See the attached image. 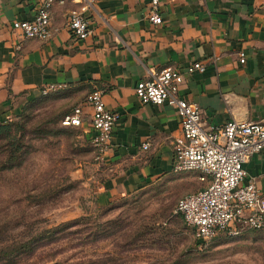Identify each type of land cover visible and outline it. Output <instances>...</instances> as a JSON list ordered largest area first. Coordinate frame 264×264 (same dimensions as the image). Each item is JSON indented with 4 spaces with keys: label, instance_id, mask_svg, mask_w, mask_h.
<instances>
[{
    "label": "crops",
    "instance_id": "1",
    "mask_svg": "<svg viewBox=\"0 0 264 264\" xmlns=\"http://www.w3.org/2000/svg\"><path fill=\"white\" fill-rule=\"evenodd\" d=\"M44 1L0 0V124L42 97L45 87H81V126L91 142L85 100L103 91L105 108L119 119L102 156L112 172L98 186L102 203L172 171L178 115L168 105L140 103L138 81L200 63L204 70L185 74L179 94L200 108L204 127L264 121V0H161V26L146 19L149 0L54 3L47 40L26 39L12 29L13 21L32 19ZM85 4L93 33L75 42L67 16ZM243 169L245 181L254 180L264 195V153Z\"/></svg>",
    "mask_w": 264,
    "mask_h": 264
},
{
    "label": "rangeland",
    "instance_id": "2",
    "mask_svg": "<svg viewBox=\"0 0 264 264\" xmlns=\"http://www.w3.org/2000/svg\"><path fill=\"white\" fill-rule=\"evenodd\" d=\"M82 88H61L14 117L0 134V264H264V230L220 234L198 246L176 213L203 185L174 172L108 203L112 176L83 126L65 127ZM22 115V116H21ZM23 127V132L20 130ZM20 148L25 160L16 166Z\"/></svg>",
    "mask_w": 264,
    "mask_h": 264
},
{
    "label": "built area",
    "instance_id": "3",
    "mask_svg": "<svg viewBox=\"0 0 264 264\" xmlns=\"http://www.w3.org/2000/svg\"><path fill=\"white\" fill-rule=\"evenodd\" d=\"M82 1V0H81ZM83 3L79 0H45L30 20H15L12 29L26 39L47 40L50 37V8L54 3ZM161 0H149L146 19L153 26H161ZM88 5L71 11L67 16V28L75 42L92 35L86 16ZM239 63H244L243 54ZM200 63H192L184 72L164 69L148 80H140L134 87V95L142 104L168 105L175 109L180 135L173 144V171L192 172L203 187L182 197L176 205L184 224L191 230L198 246L207 245L220 234L238 236L244 229H264V195L254 180L245 181L243 169L249 159L264 153V121H228L220 127H204L201 110L183 99L180 87L185 74L203 71ZM63 87L49 86L41 90L43 96ZM104 92L92 91L85 100L90 110L91 145L105 154L111 145L113 129L119 119L108 111L103 102ZM81 107L62 120L65 127L81 126ZM147 144L142 145L146 150Z\"/></svg>",
    "mask_w": 264,
    "mask_h": 264
},
{
    "label": "trees",
    "instance_id": "4",
    "mask_svg": "<svg viewBox=\"0 0 264 264\" xmlns=\"http://www.w3.org/2000/svg\"><path fill=\"white\" fill-rule=\"evenodd\" d=\"M41 98V97H40ZM37 100V99H36ZM36 100L32 101L31 103H28L26 106H24V108L22 109V111L20 112V114H23L25 111H27V109L33 104V102H35ZM22 116V115H21ZM65 118V117H64ZM7 121V122H11ZM16 127L13 124H7V125H1L0 124V134L3 136L2 138L6 141L10 140V141H14L15 137L12 135V130L13 128ZM20 130H23V127H20ZM23 132V131H22ZM10 154H18L17 157L18 159V164L16 166H20V164L25 160V156H26V152L20 150V148H17L13 151H10ZM264 230V229H262ZM252 231H261V230H252Z\"/></svg>",
    "mask_w": 264,
    "mask_h": 264
},
{
    "label": "water",
    "instance_id": "5",
    "mask_svg": "<svg viewBox=\"0 0 264 264\" xmlns=\"http://www.w3.org/2000/svg\"><path fill=\"white\" fill-rule=\"evenodd\" d=\"M237 122H242V121H237Z\"/></svg>",
    "mask_w": 264,
    "mask_h": 264
}]
</instances>
